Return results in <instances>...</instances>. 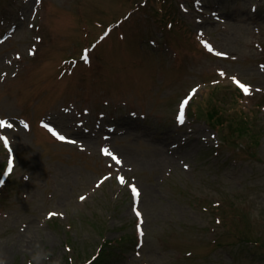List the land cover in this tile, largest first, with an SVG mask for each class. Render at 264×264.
<instances>
[{
  "label": "rangeland",
  "instance_id": "374dc122",
  "mask_svg": "<svg viewBox=\"0 0 264 264\" xmlns=\"http://www.w3.org/2000/svg\"><path fill=\"white\" fill-rule=\"evenodd\" d=\"M0 121L2 264H264V0H0Z\"/></svg>",
  "mask_w": 264,
  "mask_h": 264
},
{
  "label": "trees",
  "instance_id": "16d2710c",
  "mask_svg": "<svg viewBox=\"0 0 264 264\" xmlns=\"http://www.w3.org/2000/svg\"><path fill=\"white\" fill-rule=\"evenodd\" d=\"M224 112L219 109L218 107H212L210 111L206 113L205 120L207 124L211 125L215 130L218 131L219 134H222L223 138L234 140L244 139L248 138L247 143L254 145L255 142H257V134L258 130H254V123L252 121V116H249L246 113H241L237 118L236 116L231 115H225ZM225 136V137H224ZM240 238L244 239L247 242L250 243H258V240L244 237L240 235ZM107 239L104 240L103 245H109L111 241H107ZM103 247H99V250L96 251V254L94 256H90L89 258H85L83 262H95V260H98L103 256ZM74 259L69 257L67 259L68 264H81L80 262L76 261L73 263ZM84 264V263H83Z\"/></svg>",
  "mask_w": 264,
  "mask_h": 264
},
{
  "label": "snow or ice",
  "instance_id": "6c2138e0",
  "mask_svg": "<svg viewBox=\"0 0 264 264\" xmlns=\"http://www.w3.org/2000/svg\"><path fill=\"white\" fill-rule=\"evenodd\" d=\"M205 47L208 49V51H212L211 46L205 44ZM217 54L219 55V53H217ZM82 59L85 60V62H87V56L86 55L83 56ZM221 75H223V73H221ZM233 80H234V83H236L241 88V90L244 92L245 95L249 94V89H248L247 86H245L243 84H240V82L235 80V78H233ZM195 91L196 90L193 89V93H190L189 96L184 101L181 102L180 111H179V114H178V117H177L178 123H183L184 122V108H185V105L188 104L189 100L192 98V95L195 93ZM11 126H12L11 124H6L4 121H0V128H4V127H9L10 128ZM49 130L51 131V129H49ZM53 135H57V134L55 132H53ZM57 138L60 139V140L64 139L63 136H58V135H57ZM0 140H3V142L7 146L8 142H7L6 138L0 137ZM104 153H105V155H112L110 152H108L107 149L104 150ZM112 159L115 160L116 163H120V160L116 156L112 155ZM105 179H107V178H105ZM117 179H118V181L120 183H124L123 177H117ZM132 192H133L134 196H139L140 195V193L135 188V186H132ZM80 199L83 200L84 197H81ZM133 210L136 213L137 218L139 219V217L141 216V213L139 211H137L136 209H133ZM49 215L50 216H54L56 214L55 213H50ZM137 230L139 231V226H137Z\"/></svg>",
  "mask_w": 264,
  "mask_h": 264
},
{
  "label": "clouds",
  "instance_id": "9594fccd",
  "mask_svg": "<svg viewBox=\"0 0 264 264\" xmlns=\"http://www.w3.org/2000/svg\"><path fill=\"white\" fill-rule=\"evenodd\" d=\"M0 264H2V262H0Z\"/></svg>",
  "mask_w": 264,
  "mask_h": 264
}]
</instances>
